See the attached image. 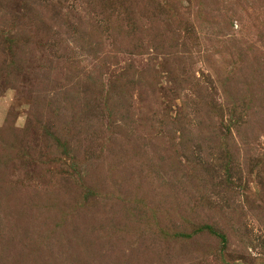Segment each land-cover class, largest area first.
<instances>
[{"label":"rangeland","instance_id":"374dc122","mask_svg":"<svg viewBox=\"0 0 264 264\" xmlns=\"http://www.w3.org/2000/svg\"><path fill=\"white\" fill-rule=\"evenodd\" d=\"M0 264H264V0H0Z\"/></svg>","mask_w":264,"mask_h":264}]
</instances>
